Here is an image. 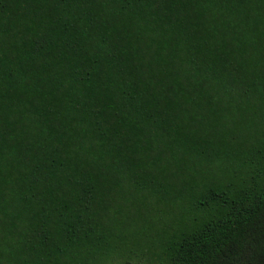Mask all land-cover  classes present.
Wrapping results in <instances>:
<instances>
[{
    "label": "trees",
    "instance_id": "obj_1",
    "mask_svg": "<svg viewBox=\"0 0 264 264\" xmlns=\"http://www.w3.org/2000/svg\"><path fill=\"white\" fill-rule=\"evenodd\" d=\"M134 248L264 264V0H0V264Z\"/></svg>",
    "mask_w": 264,
    "mask_h": 264
},
{
    "label": "rangeland",
    "instance_id": "obj_2",
    "mask_svg": "<svg viewBox=\"0 0 264 264\" xmlns=\"http://www.w3.org/2000/svg\"><path fill=\"white\" fill-rule=\"evenodd\" d=\"M135 249L136 248L132 249V252L130 253L120 254L119 257H116L118 259V263L113 264H119L123 261H129L131 264H156V262L149 257L145 249Z\"/></svg>",
    "mask_w": 264,
    "mask_h": 264
}]
</instances>
